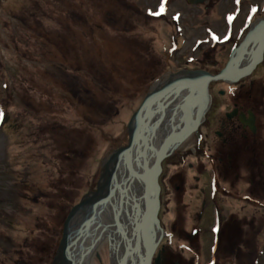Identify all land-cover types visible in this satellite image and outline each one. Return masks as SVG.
<instances>
[{
    "label": "rangeland",
    "instance_id": "rangeland-1",
    "mask_svg": "<svg viewBox=\"0 0 264 264\" xmlns=\"http://www.w3.org/2000/svg\"><path fill=\"white\" fill-rule=\"evenodd\" d=\"M212 1L205 16L206 3L199 7V32L202 22H221L223 12L231 29H243L249 13H264V0ZM146 7L142 0H0V264H14L21 246L24 254L45 245L56 251L69 208L95 187L105 155L124 143L126 123L155 77L168 66L215 72L223 65L225 52L208 45L212 34L192 47L187 21L182 39L170 21L154 14L146 20ZM174 43L180 50L171 49ZM259 68L254 78L264 84V63ZM255 136L263 141L255 148L258 162L264 117ZM237 157L252 158L249 151ZM245 170L232 171L219 241L213 245L210 225L179 251L177 229L166 252L182 264H264V191L252 200ZM94 214L92 226L75 227L69 241L75 260L86 254L79 264H109L105 241L96 246ZM89 233L96 238L87 245Z\"/></svg>",
    "mask_w": 264,
    "mask_h": 264
},
{
    "label": "flooded vegetation",
    "instance_id": "flooded-vegetation-1",
    "mask_svg": "<svg viewBox=\"0 0 264 264\" xmlns=\"http://www.w3.org/2000/svg\"><path fill=\"white\" fill-rule=\"evenodd\" d=\"M160 1L142 0L147 5L144 9L147 11L144 13L146 20L154 14L163 20L167 26V22L170 21L175 31H177L176 33L181 32L182 39L187 38V29L183 28L182 20L187 21L191 32L190 46H197L199 41L207 38L206 35L209 33L213 37L212 42L208 40V45L211 46L210 50L214 51L218 48L220 53L225 52V59L222 61L223 65L217 71L204 70L210 75L216 74L227 63L232 49L246 40V36L252 26L259 21H264V13L255 11L249 13L247 18H244V21H246L245 23L243 22L245 25L243 29H231L230 19H226V12H223L221 14V22L218 24L213 21L202 22L201 32H199V7L206 3L203 16L207 15V9L212 6V0H182L185 6L190 7L188 10H183L182 5L177 0ZM132 6L134 7L135 5L133 4ZM132 6V13H135L136 10ZM177 21L178 25H176ZM182 34H184L185 38ZM171 38L172 34H170V40L173 39ZM259 42L260 39L258 41H255L254 38L249 40L239 63L245 65L247 61L253 58L255 54L253 50L260 45ZM171 49L174 51L180 50L175 43L171 45ZM197 50L195 49V51ZM200 61L196 60L195 63ZM175 62L172 61V63ZM156 63L160 62L157 61ZM164 63H169V60L165 59ZM200 63H203V61ZM205 63H213L215 65L217 62L215 60H211V62L206 60ZM262 63H264V49L261 53L260 61L248 72H244L242 69L233 81L210 80L206 87L209 97L208 107L202 122L196 129L199 135L198 142L194 133H189L178 146L160 161L159 173L156 178L158 188L156 219L162 233L150 256L149 264H182L179 259L171 256L170 252H166L167 249L172 248L171 242L179 236L177 229L183 240L178 245L179 251L183 250L184 244L192 243L197 238L200 233L199 230L205 233L206 230L202 228L210 225L214 227L216 238V240H213V245L217 243V240L219 241L220 233H223L224 230L226 231V197L229 194L228 188L230 187L231 174L238 165L246 168L245 174L248 175L249 181L247 192L250 195H254L252 200L258 199L259 194L264 191V160H259V167H257L258 155L255 151V148L259 147L263 142L258 140L255 134L257 135L260 131L264 117L262 116L264 84H262L263 79L254 78L256 76L254 72ZM168 71L176 70H172L168 66L165 72H162L150 82L144 96L155 82ZM172 105L173 103L169 104L167 108ZM148 110L150 114L155 113L157 110L154 100L149 104ZM155 119L156 114L151 121ZM165 120L166 117H162L157 124L161 140L166 136V131L163 128H168L169 126ZM176 121L177 117L174 116L172 125H175ZM246 151H249L252 158L248 162L243 160L242 164L237 161V156L246 153ZM99 176L100 174H98L95 185L99 181ZM239 177L238 173L234 175V179ZM129 182V190L126 191L124 187H120L122 190L121 194L118 192L121 190H112L111 188L114 191L113 196L116 198L123 196L121 200L124 204H121L120 208L119 204L115 202L116 198L114 197L115 200H113L114 198H110L111 196L104 197L96 205L94 214L97 229L96 246H101L105 241V253L109 264L110 244H112L114 249H118V241L124 242V240L130 238V228L126 213L128 215L129 206L133 205V196L137 195L142 189L140 183L136 180ZM137 191L138 193H136ZM112 201H114V204H112ZM117 208H119V211ZM120 219H122L124 227L117 228L115 222H119ZM186 226L191 228L189 232L185 230ZM163 242L166 244L165 247ZM217 246L218 244L215 245V250H217ZM22 250L23 247L21 246V250L17 255L18 258L14 264H36L35 262L39 261L38 255H41L42 259L49 257L50 264L55 254V251L53 252L49 245H45L42 249L43 251L36 253L24 254ZM94 256L95 259H99L96 253ZM95 263L99 264L100 261Z\"/></svg>",
    "mask_w": 264,
    "mask_h": 264
},
{
    "label": "water",
    "instance_id": "water-1",
    "mask_svg": "<svg viewBox=\"0 0 264 264\" xmlns=\"http://www.w3.org/2000/svg\"><path fill=\"white\" fill-rule=\"evenodd\" d=\"M251 38L255 41L260 39V45L253 50L255 52L253 58L244 65L239 63V60ZM263 49L264 21H259L249 30L246 40L232 49L227 63L216 74L210 75L200 69H179L168 71L155 82L127 121L124 143L109 151L100 162L98 183L69 208L62 221L60 239L50 264H74L70 253L67 252L70 221L79 212L78 216L82 219L78 226L80 231L93 216L101 199L112 195L113 189L124 187L126 191L129 190V181L132 180L139 182L142 189L133 196V205L129 206L128 215L126 213L130 238L124 242L118 241V245L123 244L122 249L119 247L114 249L110 244V264H149L150 256L162 233L156 219L158 207L156 178L160 161L189 133H194L198 142L199 135L196 129L208 107L209 97L206 88L208 82L233 81L242 69L244 72L250 71L260 61ZM153 100L156 102L157 110L150 114L148 106ZM171 103L173 105L167 108ZM155 114L156 119L151 121ZM174 116L177 117V121L172 125ZM162 117H166L165 122L169 125V130L163 128L166 136L161 140L157 124ZM118 204L120 208L121 203ZM85 255L82 254L81 258Z\"/></svg>",
    "mask_w": 264,
    "mask_h": 264
},
{
    "label": "bare ground",
    "instance_id": "bare-ground-1",
    "mask_svg": "<svg viewBox=\"0 0 264 264\" xmlns=\"http://www.w3.org/2000/svg\"><path fill=\"white\" fill-rule=\"evenodd\" d=\"M160 129V128H159ZM135 183V182H134ZM133 184V183H132ZM132 188H134V187H132ZM119 190H121V189H119ZM122 191V190H121ZM124 191V190H123ZM136 193H138V191L136 192ZM126 194V193H125ZM124 195V194H123ZM135 195V194H134ZM109 196H111L110 198H114L115 196H113V193H112V195H109ZM129 196V195H128ZM116 198V197H115ZM115 198L113 199V200H115ZM129 198V197H128ZM121 198L120 197H118V198H116V200H115V202L116 203H121ZM115 203V204H116ZM130 203V202H129ZM112 204H114V201H112ZM121 204H124V202H122ZM119 208H117V210H118ZM119 211V210H118ZM113 212V211H112ZM79 215V212L77 213V215L75 216V220H73V222L74 223H70V224H68V235H67V245H68V247H67V252L69 253L70 252V250L72 249V248H74V249H76V247H74V246H76V245H74V244H70L69 243V241H71L72 239H74V238H72V237H74L75 236V234H76V232L74 231V233H73V229H75V227L77 228L78 226H79V223H81V221H82V219L78 216ZM77 217V218H76ZM103 217V216H102ZM76 219H77V223L75 224V221H76ZM86 225H84L83 227H85L86 229H88V227L90 228L91 226H92V222L90 223V224H88L87 222L85 223ZM115 224L117 225L116 227L118 228V227H124V225H123V221H122V219H120L119 220V222H115ZM86 231V230H85ZM96 232H97V229H96ZM93 235H90V233H89V237H87V240H85L86 242H87V245H90V243L91 242H93L94 240H95V238H94V236L92 237ZM72 242V241H71ZM72 245V246H71ZM86 248H87V246H86ZM75 254H77V252L75 253ZM79 260H81V257H78L77 255H75ZM70 257L74 260V264H79L80 262H79V260H75L74 258H73V255H71L70 254Z\"/></svg>",
    "mask_w": 264,
    "mask_h": 264
},
{
    "label": "trees",
    "instance_id": "trees-1",
    "mask_svg": "<svg viewBox=\"0 0 264 264\" xmlns=\"http://www.w3.org/2000/svg\"><path fill=\"white\" fill-rule=\"evenodd\" d=\"M28 231V230H27ZM30 232H32V231H30Z\"/></svg>",
    "mask_w": 264,
    "mask_h": 264
}]
</instances>
